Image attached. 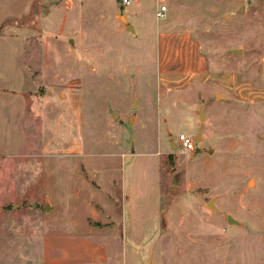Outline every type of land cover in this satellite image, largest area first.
Wrapping results in <instances>:
<instances>
[{"label":"rangeland","instance_id":"1","mask_svg":"<svg viewBox=\"0 0 264 264\" xmlns=\"http://www.w3.org/2000/svg\"><path fill=\"white\" fill-rule=\"evenodd\" d=\"M122 1L0 0V149L36 147L0 153V264L87 224L114 264H264V0Z\"/></svg>","mask_w":264,"mask_h":264},{"label":"crops","instance_id":"2","mask_svg":"<svg viewBox=\"0 0 264 264\" xmlns=\"http://www.w3.org/2000/svg\"><path fill=\"white\" fill-rule=\"evenodd\" d=\"M30 9L31 8H29V10ZM2 19L3 18L0 19V30L2 27ZM162 32L163 30H159V39L164 38V35H166V39H168L169 36L171 37L168 41V45L178 42L181 47L190 49L189 47L192 46L197 49V54L190 56V52L180 53L176 58H168L162 52L163 56L161 55V62L166 61L171 65H180V72L188 73L192 76H198L208 72L207 67H205V58L199 50L198 43L194 38L193 42H187V40L192 39L190 32L181 31L175 35ZM210 76L212 77V74H210ZM228 76L229 75L226 74L224 77L226 81L230 79ZM215 96H217V93ZM0 147H3V144H1ZM35 148H25V150H18L16 152L14 150L4 152V150L0 149V153H35ZM101 229L103 228L87 224L82 226L81 230L76 226L74 229L67 232L46 236L43 247V264H114L116 259L115 256L112 257V248L114 249V245H112L111 241H114L113 243L116 244L114 238L117 234L115 235L113 231L105 232ZM110 237H112L113 240H110ZM117 245L122 246L118 243ZM124 246L125 243L122 247Z\"/></svg>","mask_w":264,"mask_h":264},{"label":"built area","instance_id":"3","mask_svg":"<svg viewBox=\"0 0 264 264\" xmlns=\"http://www.w3.org/2000/svg\"><path fill=\"white\" fill-rule=\"evenodd\" d=\"M130 0H123V5H128ZM167 7L163 6L161 9L157 11V17L164 18L166 16ZM177 147L181 149L182 152H188L195 150V139L186 134H180L178 137Z\"/></svg>","mask_w":264,"mask_h":264},{"label":"water","instance_id":"4","mask_svg":"<svg viewBox=\"0 0 264 264\" xmlns=\"http://www.w3.org/2000/svg\"><path fill=\"white\" fill-rule=\"evenodd\" d=\"M121 19H122L123 21H125V23L127 24V25H126V28H127L128 30H130V31H132V32L135 31L134 26L131 25V24H128V23H127L128 21H127L126 16L122 15V16H121ZM232 51H233V52H238V53H241V52H242L240 49H233ZM219 96L225 97L224 95L217 94L216 98L218 99ZM200 115H201V118L204 117V113H203L202 111H200ZM170 143H171V147H172V148H176V147H177L176 144L174 143V140H173V139H170ZM132 152L135 153L134 150H132ZM38 207H40V204H38ZM50 209H51V205H50L49 202H47V203H46V210L48 211V210H50ZM228 222H229L230 224H239V221H237L236 219H234V217H232L231 215H228Z\"/></svg>","mask_w":264,"mask_h":264},{"label":"bare ground","instance_id":"5","mask_svg":"<svg viewBox=\"0 0 264 264\" xmlns=\"http://www.w3.org/2000/svg\"><path fill=\"white\" fill-rule=\"evenodd\" d=\"M252 183V182H251Z\"/></svg>","mask_w":264,"mask_h":264}]
</instances>
